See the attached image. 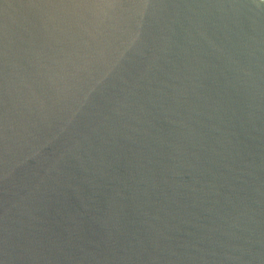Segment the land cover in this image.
Instances as JSON below:
<instances>
[{
  "label": "water",
  "instance_id": "1",
  "mask_svg": "<svg viewBox=\"0 0 264 264\" xmlns=\"http://www.w3.org/2000/svg\"><path fill=\"white\" fill-rule=\"evenodd\" d=\"M0 264H264V0H0Z\"/></svg>",
  "mask_w": 264,
  "mask_h": 264
}]
</instances>
